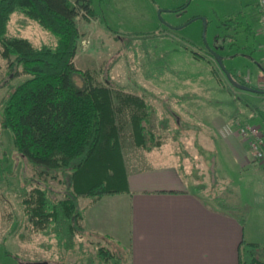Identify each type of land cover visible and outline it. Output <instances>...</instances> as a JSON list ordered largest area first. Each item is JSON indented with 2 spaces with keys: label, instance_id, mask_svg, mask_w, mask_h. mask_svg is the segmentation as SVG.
<instances>
[{
  "label": "rangeland",
  "instance_id": "1",
  "mask_svg": "<svg viewBox=\"0 0 264 264\" xmlns=\"http://www.w3.org/2000/svg\"><path fill=\"white\" fill-rule=\"evenodd\" d=\"M91 1L95 16L78 18L82 37L77 68L88 71L94 83L144 98L151 129L163 142L148 153L135 147L126 131L121 143L131 174L153 168L162 159L167 166H173L172 161L183 163L188 173L181 174L185 181L202 180L209 173L211 177L208 166L215 159V177L208 182L206 195L221 198L224 206H230L227 210L244 218L247 233L252 222L264 224L256 211L251 221L248 211L254 197L262 198L264 166L257 167L250 155L245 158L243 171L249 167L255 178L252 182L222 157L223 139L230 131L236 133L237 121L254 119L264 128V81L258 80L259 75L264 77V37L259 32L257 0ZM241 11L250 25L248 32L226 25L230 16ZM8 35L26 38L36 47H54L57 42L21 10L11 16ZM250 49L252 58L246 62ZM18 68L14 65L15 71ZM224 68L234 69L240 80L249 77L247 84L257 86V91L231 84ZM29 78L24 74L13 77L9 61L0 53V264H127L119 244L107 237L85 229L67 247L56 224L45 235L30 227L22 204L27 192L40 185L52 192L53 199H63L68 178H40L17 151L12 131L3 125L8 99ZM74 81L84 85L82 76H75ZM101 248L114 251V256L106 259Z\"/></svg>",
  "mask_w": 264,
  "mask_h": 264
},
{
  "label": "trees",
  "instance_id": "2",
  "mask_svg": "<svg viewBox=\"0 0 264 264\" xmlns=\"http://www.w3.org/2000/svg\"><path fill=\"white\" fill-rule=\"evenodd\" d=\"M16 10L55 36L56 45L36 47L26 38L9 36L8 24ZM82 14L95 16L91 0H0V53L9 61L13 77L30 76L8 99L3 125L12 131L17 151L40 178H68L63 199H53L48 188L37 185L22 204L33 232L50 234L49 228L56 224L67 247L85 230L81 198L96 202L126 190L121 161L125 132L129 131L137 148L151 151L163 145L151 129L144 98L94 83L88 71L76 67ZM226 25L250 31L243 11L230 16ZM14 65L19 67L16 71ZM227 70L239 85L256 88L238 79L234 69ZM77 75L83 77V86L75 83ZM261 117L264 120V113ZM253 120L249 121L261 124ZM239 220L244 226L245 219ZM100 253L108 259L115 252L101 248ZM239 264H264V246L243 240Z\"/></svg>",
  "mask_w": 264,
  "mask_h": 264
},
{
  "label": "crops",
  "instance_id": "3",
  "mask_svg": "<svg viewBox=\"0 0 264 264\" xmlns=\"http://www.w3.org/2000/svg\"><path fill=\"white\" fill-rule=\"evenodd\" d=\"M251 53V49L247 51L246 62L252 58ZM258 80L262 82L264 77L259 75ZM223 140L222 157L228 158L232 170H237L244 180L246 177L254 182L249 167L243 171V161L249 155L252 157L246 142L233 131ZM121 161L126 172V190L104 195L96 202L81 198L80 207L84 228L117 242L127 264H239L243 240L264 244L263 222L259 220L258 225L252 222L247 233L246 223L243 226L234 213L220 205L221 198L206 195L207 184L215 177V159L208 166V170L212 167L211 177L209 173L205 179L188 181L181 175L188 174L185 165L177 161L167 166L157 159L153 168L137 169L132 174L124 152ZM255 164L261 169L256 161ZM252 182L247 185L251 186ZM261 194L262 198L254 197V203L249 206V219L254 211L264 217V192Z\"/></svg>",
  "mask_w": 264,
  "mask_h": 264
},
{
  "label": "built area",
  "instance_id": "4",
  "mask_svg": "<svg viewBox=\"0 0 264 264\" xmlns=\"http://www.w3.org/2000/svg\"><path fill=\"white\" fill-rule=\"evenodd\" d=\"M257 6L261 14L260 34L264 37V0H257ZM244 81L249 82V77L245 76ZM237 135L243 139L253 157L261 166H264V128L249 121H237Z\"/></svg>",
  "mask_w": 264,
  "mask_h": 264
},
{
  "label": "water",
  "instance_id": "5",
  "mask_svg": "<svg viewBox=\"0 0 264 264\" xmlns=\"http://www.w3.org/2000/svg\"><path fill=\"white\" fill-rule=\"evenodd\" d=\"M216 57H217V56H216ZM217 58L220 59L219 57H217ZM220 62H221V60H220ZM224 70H225V73L227 74V76H228V78H229L231 84H233V85H235V86H237V87H239V88L245 89V90L257 91V90H255V89H253V88L246 87V86H243V85H239L237 82L234 81V79H233V77L231 76L230 72H229L226 68H224Z\"/></svg>",
  "mask_w": 264,
  "mask_h": 264
}]
</instances>
